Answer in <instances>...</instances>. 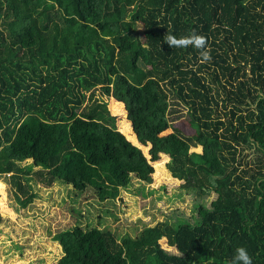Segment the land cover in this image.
<instances>
[{
    "label": "trees",
    "instance_id": "trees-1",
    "mask_svg": "<svg viewBox=\"0 0 264 264\" xmlns=\"http://www.w3.org/2000/svg\"><path fill=\"white\" fill-rule=\"evenodd\" d=\"M193 30L211 61L163 41ZM101 97L159 140L170 128L158 150L169 176L215 197L197 205L194 225L158 223L135 238L62 229L56 264H231L238 247L264 264V0H0V175L10 174L17 200L19 174L90 188L99 201L151 184ZM176 104L189 136L171 127ZM193 146L200 155L188 154ZM243 146L259 154L240 171Z\"/></svg>",
    "mask_w": 264,
    "mask_h": 264
},
{
    "label": "rangeland",
    "instance_id": "rangeland-1",
    "mask_svg": "<svg viewBox=\"0 0 264 264\" xmlns=\"http://www.w3.org/2000/svg\"><path fill=\"white\" fill-rule=\"evenodd\" d=\"M140 37L141 27L138 25L137 38ZM101 100L115 116V127L122 134L125 146L135 150L145 162L152 176L151 184L121 188L117 198L99 201L90 188L76 191L59 180L46 185L39 183L32 174H19L18 181L26 193L24 198L17 200L10 174H1L0 264H56L60 251L53 236L75 225L82 229L109 230L117 240L126 236L135 238L139 233L151 231L158 223L194 225L198 222L197 205L207 207L214 199L212 192L195 196L194 191L182 189L181 182L169 176L165 169L167 158L158 150L162 140L171 133L170 128L159 140L143 119L132 118L123 110L122 104L115 105V101L106 97ZM172 106L170 116L176 119L171 127L184 136L191 135L193 130L186 109L180 104ZM148 129L151 134H147ZM235 151L240 162L239 170L250 167L249 162L259 154L251 146L238 147ZM200 153V146L188 150L191 157ZM158 244L167 253L176 254L163 238Z\"/></svg>",
    "mask_w": 264,
    "mask_h": 264
},
{
    "label": "clouds",
    "instance_id": "clouds-1",
    "mask_svg": "<svg viewBox=\"0 0 264 264\" xmlns=\"http://www.w3.org/2000/svg\"><path fill=\"white\" fill-rule=\"evenodd\" d=\"M164 43L170 48H187L192 46L199 50L200 62L207 63L211 61L210 48L208 47L207 38L198 34L195 30L189 35L180 36L166 33L163 37ZM231 264H253L252 257L244 247H238L232 258Z\"/></svg>",
    "mask_w": 264,
    "mask_h": 264
}]
</instances>
